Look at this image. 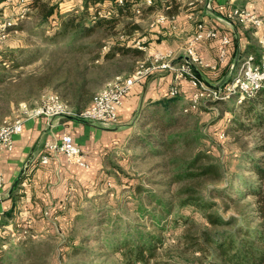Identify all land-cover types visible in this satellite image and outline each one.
Instances as JSON below:
<instances>
[{"label": "rangeland", "instance_id": "374dc122", "mask_svg": "<svg viewBox=\"0 0 264 264\" xmlns=\"http://www.w3.org/2000/svg\"><path fill=\"white\" fill-rule=\"evenodd\" d=\"M20 1L9 0L10 5L14 8L11 15L5 12V14L3 13L5 16H3L4 8H0V20L15 18L22 7ZM43 1L59 6V4L67 3L80 5L82 0ZM104 2L106 3L105 8L97 6L100 11L101 9L107 11L111 7L110 1L105 0ZM26 6H28L27 0ZM94 8L89 3V12H93ZM29 9L26 17L16 21L15 28L11 29V31L23 30L25 47L8 49L4 57L6 55H22L20 50L27 53L39 43L42 47L37 56L39 59L41 58L40 64L51 63V67L45 68L44 72L33 74L31 67L21 73L13 63L8 64V67L0 66V71H3L0 79V118L5 116L10 117L8 119H15V115H19V104L26 103L30 108L36 107L42 97L49 92L57 93L62 98L59 81L65 77V72L67 73L73 60L82 62L87 58L84 54L77 55L68 51L65 43L54 44L50 50L45 47L44 45L48 43L45 41V37L51 33V26L48 28H46L47 24L37 26L39 16L34 9L30 7ZM137 18L144 20L146 15L143 14ZM130 23L127 17H123L117 23L115 30L132 35ZM145 23L137 24L139 29L133 32L135 38H141L145 34ZM108 34L104 30L97 31L89 41L106 39ZM12 35L10 41H17L16 35L18 34ZM48 55H51L50 58ZM25 56L24 53L19 59H24ZM139 61V57L132 53L120 54L118 58L106 61L98 70L91 69L90 76L97 80L102 72L113 74L108 79L107 82H109L116 75H127L132 72ZM231 73V70H228L227 76ZM105 84L97 91L95 90L97 83L91 85V94L98 93ZM12 104H14V114L11 113ZM240 105L235 100L206 103L196 111L184 113L183 105L179 101L178 112H182L185 119L178 132H187L190 143L178 144L172 150L161 155L154 152L160 150L158 147L134 148L131 152L130 164L124 163L122 169L117 170L120 178H113L109 186L107 183L106 190L99 196L100 199L93 207L90 205L91 208H87L86 216L78 219L76 226L64 242L60 237L52 236L44 240H30L17 245L18 243H15L14 239L10 237L11 234H4L0 237V249L11 248L12 261L18 260L19 264H113L116 261V256L104 248V237L109 235L114 228L119 231V235L133 227L143 232L158 230L159 227L155 222L150 221L149 214L152 209L157 208L155 199L177 203L180 199L177 191L185 186L195 188L206 201L216 203L213 212H217L223 217L239 216V211L249 209L248 205L253 202L252 195L248 194L241 198L240 194L247 192L244 183L253 182L255 184L258 182L252 162L260 155L255 147L262 141L264 142V127L258 129L251 126L246 131L235 128L236 124L232 118H229L230 116L248 124L242 110L239 109ZM147 118L148 116L140 122V128L137 130L138 135L145 136L150 130L156 132L154 123H147ZM218 132H224L225 137L222 140L216 137ZM197 151H202L212 157L211 162L218 166L220 176H207L169 184V177L173 169L167 166L169 161L172 159L188 160ZM259 183L264 189V181ZM230 196L235 198V204L228 201ZM227 204L228 209L223 211L222 209ZM95 210L98 211L95 212ZM158 212H161L160 208L157 210ZM166 217L167 219H162L160 223V226H163L165 230L157 231L163 238V243L157 252L156 259L151 264H202L204 258L197 252L187 250L188 240L184 238V235H195L201 229L206 228L207 223L202 212L187 207L181 209L175 207ZM166 220L168 223L165 222ZM72 245H80L83 250L72 255L70 252ZM23 250L27 252H23Z\"/></svg>", "mask_w": 264, "mask_h": 264}, {"label": "crops", "instance_id": "0c3cea01", "mask_svg": "<svg viewBox=\"0 0 264 264\" xmlns=\"http://www.w3.org/2000/svg\"><path fill=\"white\" fill-rule=\"evenodd\" d=\"M190 1L185 0L184 3L176 1L175 6L171 8L170 0H158L159 3L155 2L151 9L148 10L149 7L142 9L138 17L146 15L145 21L135 17L134 22L139 25L141 22H146L145 34L137 38L145 44L146 49L138 57L142 61L150 58L155 52L164 53L169 50L181 57L183 47L194 33L195 24L204 23L214 29L218 35L225 34L229 38L223 62L218 60L216 39L203 41L196 47L203 63L214 67V69H197L198 76L206 84L218 86L229 80L228 70L244 55L252 53L258 57L260 42L264 41V24L261 28L255 29L241 26L236 21L225 22L222 12L218 10L219 6H224L226 11L234 7L245 8L261 16L263 20L264 12L260 5L251 6L247 0H212L211 10L205 8L204 0L193 4H189ZM83 2L84 0L80 5L59 4V9L78 13ZM168 5L170 8L166 10ZM99 6L105 8L106 3L103 2ZM2 7L4 8L3 16L5 12L13 14L14 8L9 0L1 1L0 8ZM161 14L166 17L164 23L154 24L156 17ZM51 25L54 23L47 24L46 28ZM37 26L40 27L39 24ZM12 34H18L16 35L17 41H10ZM49 37L50 35L45 38ZM24 38L22 29L9 30L6 38L0 41V59L8 49L25 47ZM44 46L49 50L54 47L48 44ZM32 48L29 52L35 55L37 54L36 48L42 47L37 43ZM105 50L106 48L103 47L101 50L84 54L87 58L82 62L73 60L69 65V70L65 72L67 76L65 75L59 81L61 83L59 89L63 90L66 84L74 80L83 68L91 71V69L98 70L103 66L105 61L101 56L96 60H91V58L95 54L101 55ZM48 56L50 58L51 55ZM119 56L120 54H116L112 60ZM40 61L41 58L38 57L32 64L18 66L16 69L23 73L31 67L32 73L35 74L51 67V63L41 65ZM112 75L100 73L95 90H99ZM78 80L80 79H76ZM170 84L171 74L166 73L160 76L150 75L140 84L134 85L122 99L118 108L119 122L115 125H100L70 117H57L49 120L43 117L25 119L21 132L13 136V149L11 151L0 150V175L2 177L0 237L4 234H11L12 238L11 232L14 233L16 226H20L30 231L32 241L58 236L64 242L76 226L78 219L86 216L87 208L93 207L100 199L99 196L106 190L107 183L109 186L113 178H120L117 170H121L124 163L130 164L131 152L138 147L132 138L138 135L140 122L148 116V113L140 114L141 109L147 108L151 111L154 109L151 105L156 102L174 99L167 95ZM191 93V87L184 82L181 85L180 94L175 99H179L184 105ZM94 95L72 101L61 92L62 99L73 109V106L78 104V110L88 108ZM13 106L14 104L10 107L12 114L15 113ZM16 116L17 114L14 118ZM8 118L10 117L3 116L0 122ZM64 135H70L75 145L80 148L88 164L87 169L68 163L60 153H47L45 145L48 142L59 141ZM44 155H48V162L41 164L40 160Z\"/></svg>", "mask_w": 264, "mask_h": 264}, {"label": "trees", "instance_id": "16d2710c", "mask_svg": "<svg viewBox=\"0 0 264 264\" xmlns=\"http://www.w3.org/2000/svg\"><path fill=\"white\" fill-rule=\"evenodd\" d=\"M105 0H84L81 10L76 11H60L58 4H50L43 0H27V5L34 9L39 18V25L54 23L51 25L50 37L45 39L48 45L65 43L68 51H74L76 54H90L96 50H101L103 47L106 50L101 54H95L91 60H96L100 56L104 61L112 60L116 54L132 53L140 56L142 51L135 48L130 41L137 39L133 36V32L139 29V26L134 22V18L138 15L133 13V8L139 0H124L121 5H117L115 0L111 2V7L107 9L110 12L109 16L99 15L103 11L97 6L101 5ZM158 2L153 0V4L147 8L148 10ZM89 3L95 7L93 12H89ZM159 3V2H158ZM157 3V4H158ZM171 8L176 4L175 0H170ZM106 10L103 11V13ZM123 17H127L132 25V35L128 33H120L115 28L117 23ZM104 30L108 32L110 40L89 41L97 31ZM37 49V54H30L23 50L19 51L22 55L5 56L1 61L7 64H14L15 67L26 66L33 62L40 53ZM26 54L24 59H19ZM22 60V61H20ZM107 74V73H105ZM3 73L0 72V79ZM67 79V78H66ZM76 79H80L76 81ZM68 80V79H67ZM75 80V81H74ZM69 81L62 90L65 97L69 100L78 101L81 98L85 99L91 95V85L98 83L96 79L90 76V70L83 68L77 76ZM81 92V94H80ZM76 97V98H75ZM237 97L231 96L229 100H235ZM226 101H219L220 103ZM239 106L242 110L244 118L248 124H244L235 117L232 118L237 130H248L251 126L258 129L264 127V87L260 88L252 98L243 100ZM179 99H169L164 102H156L154 109H141L140 114L148 113L147 123H154L156 132L148 131L147 135H136L132 138L136 146L141 148H160L154 151L155 153L165 154L166 151L172 150L178 144L190 143L189 134L187 132H178L183 120L182 112H178ZM74 109L78 110V104H75ZM264 139V136H263ZM259 152V157L253 161V171L258 182L244 183L247 190L241 193L240 197L244 198L250 194L253 196V202L248 205L249 209L240 210L239 216L223 217L217 212H213L216 203L206 201L198 191L191 187L185 186L177 191L180 199L177 203L162 202L160 199H155L156 207L152 209L150 221H154L158 230H165L160 226L162 219H167L166 216L171 214L173 208H192L202 212L207 226L201 229L195 235L187 234L184 238L188 240L187 250H192L199 253L204 261L202 264H264V189L259 182L264 181V142L262 141L255 147ZM212 157L206 155L202 151H197L188 160L169 161L167 166L172 167L169 177V184H175L187 180H196L203 177H219V168L215 163L211 162ZM238 190V189H237ZM239 192V191H238ZM228 201L235 204L234 197H228ZM160 208L161 212L157 213ZM228 204L222 209L226 211ZM163 212V214H161ZM186 220V219H185ZM167 222V220L165 221ZM168 223V222H167ZM132 230V231H131ZM156 231L143 232L133 227L119 235L116 228L104 237V248L116 256V261L113 264H151L156 257L159 248L162 246L163 238ZM30 241V238L20 239L15 243L24 244ZM18 247V246H17ZM21 248V247H19ZM23 248V247H22ZM83 250L80 245H72L70 252L76 255ZM12 249H0V264H19L17 261H12ZM23 252H27L23 250Z\"/></svg>", "mask_w": 264, "mask_h": 264}, {"label": "built area", "instance_id": "2783aa9c", "mask_svg": "<svg viewBox=\"0 0 264 264\" xmlns=\"http://www.w3.org/2000/svg\"><path fill=\"white\" fill-rule=\"evenodd\" d=\"M184 3L185 0H175ZM201 0H191L189 4ZM21 8L15 18H10L0 23V41L5 39L8 31L16 26V21L26 17L30 10L26 6V0H21ZM253 5H260L264 12V0H247ZM117 5H121L123 0H115ZM205 8L212 9V0H204ZM153 4V0H141L133 8L135 15H140L143 8ZM168 5L165 9H169ZM218 10L223 14V20L236 21L241 26L261 28L264 20L256 13L245 9L234 7L226 11L224 6H219ZM99 15L109 16L110 12H99ZM190 18V17H189ZM166 17L164 14L158 15L154 24H163ZM218 41V60L223 62L226 57V49L229 44L227 35L218 33L204 23H196L193 35L187 40L182 50L181 57H178L174 51L155 52L150 58L138 62L135 69L127 75H116L107 82L102 90L96 93L91 105L88 108L75 110L69 106L57 93H46L38 106L30 108L26 103L19 104V115L15 119L4 120L0 124V150L11 151L13 149V136L22 130L25 119L43 117L47 120L57 117H71L88 121L100 125L118 124V108L121 105L123 97L130 89L140 84L150 75L171 74V84L167 90L169 98H176L181 91L182 83H187L192 93L187 98L182 107L184 113L196 111L201 105L219 101H227L231 96H236V103L240 104L243 100L252 98L255 93L264 87V41L260 42V51L258 57L252 53L244 55L233 67L230 68L231 75L228 81L218 85L210 86L206 84L197 74V69H214L203 63L196 51L199 43L206 40ZM130 43L140 51H145L143 42L133 39ZM0 66L8 67V64L0 60ZM216 137L222 140L225 137L224 132L216 133ZM45 149L49 154H62L66 161L72 165L87 169L85 156L78 146L75 145L70 135H64L59 141L48 142ZM48 155H44L40 163L46 164ZM2 177L0 175V186ZM47 215V213H45ZM32 235L27 228L16 226L12 235L14 241L31 238Z\"/></svg>", "mask_w": 264, "mask_h": 264}, {"label": "water", "instance_id": "95a60500", "mask_svg": "<svg viewBox=\"0 0 264 264\" xmlns=\"http://www.w3.org/2000/svg\"><path fill=\"white\" fill-rule=\"evenodd\" d=\"M71 118V117H70Z\"/></svg>", "mask_w": 264, "mask_h": 264}]
</instances>
